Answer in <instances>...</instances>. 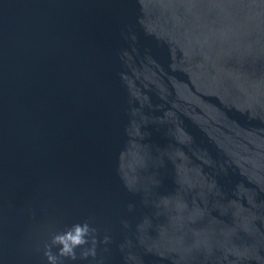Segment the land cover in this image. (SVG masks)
Segmentation results:
<instances>
[{"label": "water", "instance_id": "water-1", "mask_svg": "<svg viewBox=\"0 0 264 264\" xmlns=\"http://www.w3.org/2000/svg\"><path fill=\"white\" fill-rule=\"evenodd\" d=\"M49 255L264 264V0H0V264Z\"/></svg>", "mask_w": 264, "mask_h": 264}, {"label": "clouds", "instance_id": "clouds-1", "mask_svg": "<svg viewBox=\"0 0 264 264\" xmlns=\"http://www.w3.org/2000/svg\"><path fill=\"white\" fill-rule=\"evenodd\" d=\"M89 234V227L85 225H76L73 230L64 234L58 235L54 238L55 243L63 245L61 249L62 255H71L74 258V248L77 245H82L87 242V236ZM87 254V253H85ZM94 254V252H93ZM48 259L55 264L56 258L52 255L48 256Z\"/></svg>", "mask_w": 264, "mask_h": 264}]
</instances>
